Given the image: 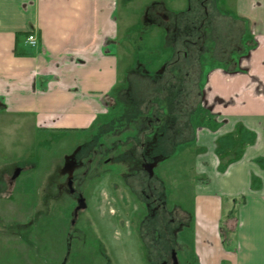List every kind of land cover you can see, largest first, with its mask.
Masks as SVG:
<instances>
[{
  "label": "crops",
  "instance_id": "crops-1",
  "mask_svg": "<svg viewBox=\"0 0 264 264\" xmlns=\"http://www.w3.org/2000/svg\"><path fill=\"white\" fill-rule=\"evenodd\" d=\"M125 1L0 0V114L7 116L6 126L28 125L37 131L91 128L108 111L110 95L123 80L119 53L129 45L123 43L124 34L129 32L133 44L148 38L158 40L148 45L161 46L165 31L161 27L153 30L146 23L137 30V20L147 19L153 5H163L171 13L185 11L190 5L189 0ZM218 3L234 14L220 15L214 23L216 45L223 48L245 41L253 46L235 65L226 68L220 64L208 77V103L220 114L218 120L227 122L208 141L213 151L210 158H204L208 164L201 167L207 179L195 187V242L200 245L195 251L198 264H264V0ZM30 33L37 35V46L27 42ZM241 127L243 152L220 170L216 141ZM22 163L15 159L0 168L4 250L0 264L7 262L12 250L35 252L40 254L36 260L53 264L63 243L68 244V252L55 264H68L70 238L66 234L65 242L61 241V218L54 219L51 213L55 202L40 199L38 193L35 206L30 207L22 182L33 166ZM17 166L23 168L12 178ZM56 179L53 176L44 185L55 188ZM225 205L234 214L224 221ZM50 218L52 232L46 238L39 224ZM223 221L227 230L235 232L236 248L231 252L222 240ZM26 257L29 260V253Z\"/></svg>",
  "mask_w": 264,
  "mask_h": 264
},
{
  "label": "rangeland",
  "instance_id": "rangeland-1",
  "mask_svg": "<svg viewBox=\"0 0 264 264\" xmlns=\"http://www.w3.org/2000/svg\"><path fill=\"white\" fill-rule=\"evenodd\" d=\"M125 2L123 0V3ZM136 3L134 2L133 5L136 6ZM220 6L223 9V5L220 4ZM228 10L225 8L223 12L234 14ZM118 16L122 29L125 30L121 14L119 13ZM145 18L137 20L138 24L135 26L137 30L146 23L149 27H153V30L160 31L158 28L161 27L160 24L153 19ZM128 33L124 34L123 43L129 45L126 46L125 51L119 53L123 80H120L117 89L112 93L108 111L87 130L37 131L33 126L28 125L12 129L5 125L4 119L7 116L0 114V168L9 166L15 159L23 162L24 166H33L28 171L30 173L28 176L24 174L27 178L25 182H22L24 196L30 207L35 206V197L38 193L40 199L43 200L45 197L46 200L55 202V206H51V209L55 208L54 211L51 210V213L53 212L54 219L61 218L64 234L62 232L60 234L63 243L65 235L70 231V221L76 200L67 187L63 190L57 189V180L65 182L69 173L68 177L77 175L82 178L85 168L90 167L85 183L79 186L87 207L81 210L78 222L72 229L73 237L69 239L68 264H166L171 260L172 255L171 249L162 248L167 241L172 245L170 248L176 251L180 264H198L195 250L200 245L195 242L198 237L195 187L199 182L207 179L201 172L203 166L208 164L204 158H210L213 151V146L210 147L208 141H213L214 135L223 126H220V121H215L214 117L208 114L194 115L193 134L183 140L180 137L181 133L176 132L173 137L171 135V141L173 139V142L180 141V143L172 144L168 140L159 142V148H163L168 156L160 155L156 158L157 160L155 159L152 176L144 167L140 168L139 174L141 155L144 151L151 153L154 143V139L147 137V130L141 131L147 125L146 115L155 112L162 117L167 113L172 118L174 109H171V106L165 107L166 110H164V106L161 105L159 109L156 108L159 101L162 102L163 92L169 89L166 82L167 73L161 74V77L154 82L148 77L144 78L136 74L129 79L126 78L130 69L139 64L145 65L151 72L159 71L162 60L168 54V51L164 50L160 54L154 52L151 56L149 55L145 47L154 49L156 46L148 44L151 41L158 42L156 39H141L139 42L144 46L143 51L136 49L133 41L129 40ZM246 37L249 38V33ZM224 48L218 47L220 53H223ZM234 56L238 58L237 54ZM196 64L189 63V68L196 67ZM190 89L189 84L188 97H186L191 106L195 99ZM168 130L171 133L169 126L165 125L164 128L159 127L157 132L166 133ZM154 135L151 134L152 137ZM202 137L204 143L201 142ZM119 140L126 143L120 144ZM121 152H125L128 156L117 160L116 156ZM108 159L111 160L108 161ZM74 160L77 163L73 164L74 169L71 171L69 165H72ZM151 160L153 161V158ZM53 176L57 177L53 184L55 188L44 185L51 181ZM149 180H153L158 185L157 191L161 192L170 211L179 209L180 213L182 211L190 214L188 224H184V221L179 219L172 221L171 217H174V213L164 214L156 208H154L156 211H153L149 199L140 195L142 187ZM2 201L3 199L0 200V204ZM227 205L224 206V221L234 214V209L227 210L229 207ZM40 207L44 210L47 208L45 205ZM49 220L51 218L39 224L40 231L45 232L46 238L50 236L47 232H52ZM223 228L225 233H222V240L225 247L229 252L234 251L235 232L232 229L227 230L225 225ZM59 250L57 253L59 257L55 255L57 258L53 264L59 263L65 256L64 253L68 252V244L63 243ZM28 253L29 260L26 257ZM28 253L12 250L7 253L5 264H48L36 260L37 255L40 254L32 251ZM3 255L4 250L0 240V258H3Z\"/></svg>",
  "mask_w": 264,
  "mask_h": 264
},
{
  "label": "flooded vegetation",
  "instance_id": "flooded-vegetation-1",
  "mask_svg": "<svg viewBox=\"0 0 264 264\" xmlns=\"http://www.w3.org/2000/svg\"><path fill=\"white\" fill-rule=\"evenodd\" d=\"M189 3L190 5L187 10L175 13H171L169 9L160 4H157L160 7H155L153 5L148 9V19H153L158 24H160L159 26H161V29L165 31V39L163 40V44L161 46H156L154 49L145 47V50L149 51L150 56L154 52L160 54L164 50H167L168 54L164 58V60H162L161 68L159 69V71L151 72L148 68H146L145 65L139 64L137 67L131 68L128 72V75L126 76V78L129 79L132 75L136 74L144 78L148 77L153 80L152 82H154V80H158V78L161 77V74H163L164 72L167 73L168 77L166 82L169 89L165 90L166 93L163 97L166 98L163 100L162 105H164V110H166L167 107L169 108L172 106L171 109L179 111V115L173 114L174 112H172V118L169 117V114L167 115V113H165V115L162 117L160 115H157L155 112L146 115L147 125L141 131L147 130V137L154 139V143L152 145L151 153L144 151L141 155L142 158L141 160H139V174L140 168L144 167V169L148 171L152 176L154 173V169L153 173L151 174L149 171V167H154V162H156L155 159L160 155L168 156L166 155L163 148H159V142L164 141L165 138H171V135L173 137V134L176 132L181 133V138L185 139H188L187 136L193 134L192 132H194L195 130V124L192 123L194 115L199 114L201 116H204L205 114H208L210 115V117H214L215 121H219L218 119L220 114L218 112H215L214 106H211L208 103L207 99L206 85L208 83L209 74L213 69L218 67L219 64L224 65L226 68L232 67V65H235V63H237L240 57L247 55L249 50L253 46L252 44L250 45L245 41H241L237 46L234 45L225 47L224 49H222L223 54L220 53V51L218 50V47L220 46H217L215 43L216 37H214V23L217 22V19H219L220 15L227 16L228 13L226 14L225 12H223V10L218 6V0H189ZM139 40L141 39H137L133 45L137 47L136 49L143 51L144 46L140 44ZM234 54H237L238 58H236ZM150 60L151 59H149V61ZM194 62L197 63L196 67L189 68V63ZM189 84L191 85V92L194 93L193 88L195 87L196 91H198L199 94L198 100L195 102L192 101L191 110L188 112L187 106L189 104L187 97ZM111 96L112 94L110 95V100ZM192 96L195 99V94H192ZM166 104H168V106ZM180 115L182 116L178 120V116ZM170 118L172 122L169 120ZM220 122V126H224L227 121L222 120ZM181 124H183V126H180ZM165 125L169 126V129H171V133H169V130L166 133L157 132V129L159 127L164 128ZM151 134L155 135L152 137ZM231 134H234V137H231ZM236 139L239 143V146L237 147V153H239L240 151H242V143L244 142V130L242 127L238 128L236 132L226 133L225 135L218 138V140L216 141L215 149L216 155H218L217 149L219 141L224 140V142L227 143V141L230 142ZM119 142H121L120 144L126 143L123 140H119ZM124 156L128 155L125 152H121L118 156H116V158L117 160H119ZM151 158H153V161L151 160ZM110 160L111 159H108V161ZM75 162L77 163V161L74 160L72 165H69L71 171L72 169H74L73 164ZM20 167L23 168V166H17L16 170L13 172L14 174L11 175L12 178L15 177L16 174L20 171ZM89 169L90 167L85 168V171L83 173L84 176L82 178L77 177V175L68 177L70 174L69 173L65 182L57 180V189L63 190L67 187V190L76 200V203H74L70 221V231L68 233L69 238L71 239L73 237V235L71 234L72 229L78 222L80 212L82 209H85L87 207V202L85 200L84 194L79 186L81 187L85 183ZM138 177H140V175H138ZM157 189H159L158 185H156L153 180H149L146 182V185L142 187L140 195L143 198L146 197L149 199V203L151 204L153 211H156L157 209L159 212L163 211L164 214L169 215H172V213H174V217H171L172 221L179 219L180 221L183 220L184 224H188L191 217L189 216L190 214L188 215L186 213H183L182 211L180 213L179 209H176V211L174 210V212L170 211L167 207L164 197L161 196V192H158ZM82 205L85 206L82 207ZM41 212H44V210ZM170 246H172L171 243L167 241L164 243L162 248L164 247L166 249H171L172 254L174 249L172 247L170 248ZM168 264H173L172 255L171 260L168 261Z\"/></svg>",
  "mask_w": 264,
  "mask_h": 264
},
{
  "label": "trees",
  "instance_id": "trees-1",
  "mask_svg": "<svg viewBox=\"0 0 264 264\" xmlns=\"http://www.w3.org/2000/svg\"><path fill=\"white\" fill-rule=\"evenodd\" d=\"M191 80V79H190ZM193 91H194V93L193 94H195V101H197L198 100V91H196V88L194 87L193 88ZM166 92L164 91V93L163 94H165ZM161 99H162V102L161 101H159V105L156 107V108H158L159 109V107H160V105L161 106H164V105H162V103H163V100H164V98L163 97H161ZM160 99V100H161ZM191 107H192V105L190 106V105H188L187 106V110H188V112L191 110ZM177 108V107H176ZM174 114H178L179 115V111L178 110H174ZM179 118H180V116H178V120H179ZM234 134H231L230 136L231 137H234L233 136ZM236 135V134H235ZM181 137V136H180ZM236 138V137H235ZM181 139H183V138H181ZM181 139H179V140H181ZM171 141V138H167L166 140H164V141ZM184 140V139H183ZM182 140V141H183ZM240 140V139H239ZM172 144H175V143H180V141L179 142H173V139H172ZM231 145H230V144ZM239 146V143H238V140L236 139V140H232V141H230V142H228L227 141V143H225L224 142V140H221V141H219L218 142V149H217V153H218V155H219V157H220V160H221V163H220V165H219V169L220 170H224L227 166H228V164L229 163H231L233 160H237L238 158H240V156H241V154H242V152L243 151H240L239 153H237V147ZM231 149H233V151L235 152L234 153V156H231V153H233V152H231L230 153V151H232ZM236 155V156H235ZM160 255H161V253H159Z\"/></svg>",
  "mask_w": 264,
  "mask_h": 264
},
{
  "label": "built area",
  "instance_id": "built-area-1",
  "mask_svg": "<svg viewBox=\"0 0 264 264\" xmlns=\"http://www.w3.org/2000/svg\"><path fill=\"white\" fill-rule=\"evenodd\" d=\"M27 42L32 46H37L39 42L37 35L35 33H30L27 36Z\"/></svg>",
  "mask_w": 264,
  "mask_h": 264
},
{
  "label": "water",
  "instance_id": "water-1",
  "mask_svg": "<svg viewBox=\"0 0 264 264\" xmlns=\"http://www.w3.org/2000/svg\"><path fill=\"white\" fill-rule=\"evenodd\" d=\"M149 171L152 174L153 173V168L152 167H149ZM84 206L85 205H82V207H84ZM172 259H173V264H180L179 259H178V256H177V253H176L175 250L172 253Z\"/></svg>",
  "mask_w": 264,
  "mask_h": 264
}]
</instances>
